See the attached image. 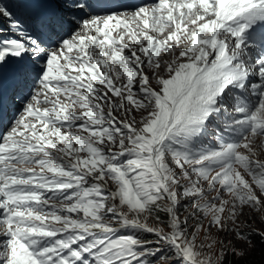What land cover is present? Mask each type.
<instances>
[{
	"label": "snow or ice",
	"instance_id": "obj_1",
	"mask_svg": "<svg viewBox=\"0 0 264 264\" xmlns=\"http://www.w3.org/2000/svg\"><path fill=\"white\" fill-rule=\"evenodd\" d=\"M6 108L0 264L264 246V0H0Z\"/></svg>",
	"mask_w": 264,
	"mask_h": 264
},
{
	"label": "trees",
	"instance_id": "obj_2",
	"mask_svg": "<svg viewBox=\"0 0 264 264\" xmlns=\"http://www.w3.org/2000/svg\"><path fill=\"white\" fill-rule=\"evenodd\" d=\"M256 243V248L252 251L246 259L251 262V264H264V246H261L258 242Z\"/></svg>",
	"mask_w": 264,
	"mask_h": 264
}]
</instances>
